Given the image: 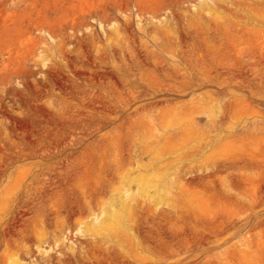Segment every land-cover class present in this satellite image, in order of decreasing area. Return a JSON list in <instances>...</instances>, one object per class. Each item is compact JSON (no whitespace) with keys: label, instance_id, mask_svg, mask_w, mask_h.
Instances as JSON below:
<instances>
[{"label":"rangeland","instance_id":"obj_1","mask_svg":"<svg viewBox=\"0 0 264 264\" xmlns=\"http://www.w3.org/2000/svg\"><path fill=\"white\" fill-rule=\"evenodd\" d=\"M0 264H264V0H0Z\"/></svg>","mask_w":264,"mask_h":264}]
</instances>
